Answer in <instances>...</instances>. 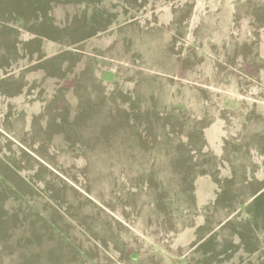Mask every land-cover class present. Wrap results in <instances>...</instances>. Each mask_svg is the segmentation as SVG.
I'll list each match as a JSON object with an SVG mask.
<instances>
[{
	"label": "rangeland",
	"instance_id": "374dc122",
	"mask_svg": "<svg viewBox=\"0 0 264 264\" xmlns=\"http://www.w3.org/2000/svg\"><path fill=\"white\" fill-rule=\"evenodd\" d=\"M0 264H264V0H0Z\"/></svg>",
	"mask_w": 264,
	"mask_h": 264
}]
</instances>
